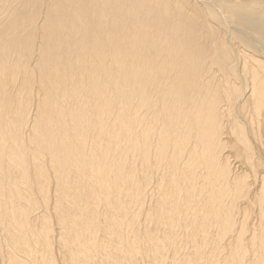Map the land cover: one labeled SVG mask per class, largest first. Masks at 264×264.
Here are the masks:
<instances>
[{"label": "bare ground", "instance_id": "6f19581e", "mask_svg": "<svg viewBox=\"0 0 264 264\" xmlns=\"http://www.w3.org/2000/svg\"><path fill=\"white\" fill-rule=\"evenodd\" d=\"M0 264H264V0H0Z\"/></svg>", "mask_w": 264, "mask_h": 264}]
</instances>
